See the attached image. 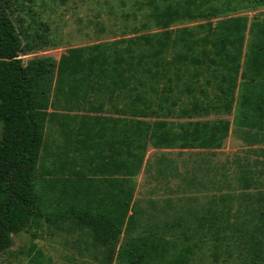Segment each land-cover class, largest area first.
<instances>
[{
	"label": "rangeland",
	"instance_id": "1",
	"mask_svg": "<svg viewBox=\"0 0 264 264\" xmlns=\"http://www.w3.org/2000/svg\"><path fill=\"white\" fill-rule=\"evenodd\" d=\"M6 3L21 41L24 64L38 58L59 62L71 49L102 44L106 51L123 57L161 46L159 58L172 62L186 54L189 61H198L188 68L179 67L176 61L164 71L151 65L156 57L147 58L145 68L123 65L124 77L131 78L126 95L115 89L112 96L89 92L88 98L76 99L65 94L68 86L59 81L60 70L52 77L34 78L35 110L43 123L37 177L75 180L71 176L80 171L86 177L75 181L97 185L104 178H122L125 164L131 161V167H136L143 152L141 166L130 178L134 195L119 244L156 235L174 241L171 253L192 246L186 264H264V132L257 141L245 137L244 130L250 126L242 121L240 107L243 53L250 24L254 19L264 20V0ZM232 18L246 21L240 48L229 45ZM225 36L228 50L214 44L216 38ZM237 51H241L238 59ZM232 79L236 87L231 97ZM162 95L166 99L159 100ZM129 103L127 114H120L118 110ZM157 120L174 125L226 120L230 129L220 148L162 150L151 146L145 136ZM127 125L133 126L129 130ZM122 137L139 146L130 161ZM100 190L105 191L103 184ZM158 207L171 226L155 229V234H129L135 209ZM211 208L217 218L211 216ZM35 220L12 234L10 247L0 254V264H99L101 249L86 239L85 232L77 234L68 224L55 229L43 218ZM210 220L216 228H206ZM256 236L259 245L252 243Z\"/></svg>",
	"mask_w": 264,
	"mask_h": 264
},
{
	"label": "trees",
	"instance_id": "2",
	"mask_svg": "<svg viewBox=\"0 0 264 264\" xmlns=\"http://www.w3.org/2000/svg\"><path fill=\"white\" fill-rule=\"evenodd\" d=\"M230 23L233 38L229 45L240 48L244 41L246 21L244 18H232ZM226 37L216 38L214 44L225 49L229 41ZM105 47L102 44L71 49L61 55L59 62L51 58H38L24 64L20 58L21 41L7 13L6 0H0V254L10 247L12 234L19 233L32 221L36 222L37 217L43 218L55 229H65L68 224V228L77 234L85 232L86 239L101 249L99 264H186L192 255L193 248L188 245L177 253H171L169 250L174 247V241L156 235L125 239L119 244L134 195V183L130 178L139 170L143 156L141 152L136 167H131L133 163L130 157H136L134 153L138 152L139 146H133L129 139L122 137L129 157L127 161H130L125 164L126 173L122 178H104V181L94 185L75 181L86 177L80 171L71 176L75 180L56 178L46 181L37 177L43 123L35 110L32 89L34 78L52 77L53 73L60 70L62 77L59 81L69 87H66L65 94L72 98L76 96V99L79 96L88 98L89 92L112 96L115 89L118 93L124 90L122 93L126 95V86L131 78L127 76L128 80L124 77L123 65L131 69L145 68L148 66L146 59L156 57L151 65L164 71L176 61L182 68L198 62L189 61L186 54L172 62L159 58L158 55L163 51L161 46L140 52L139 55L128 52L127 57L106 51ZM237 52L239 54L235 58L238 59L241 51ZM243 55L245 60L240 74L243 79L241 119L250 126L244 130L245 137L257 141L260 132H264L263 19H254L250 24L247 48ZM235 83L236 79H232L231 97ZM153 91L154 94L158 93ZM162 99L166 97L159 96V100ZM131 106V103L123 105L124 109L118 112L127 114ZM211 124L192 121L174 125L157 120L145 131V136L147 142L158 149L220 148L229 133L230 123L217 120ZM132 126L127 125L129 130ZM102 184L105 191L100 190ZM252 243L259 245L257 236Z\"/></svg>",
	"mask_w": 264,
	"mask_h": 264
},
{
	"label": "crops",
	"instance_id": "3",
	"mask_svg": "<svg viewBox=\"0 0 264 264\" xmlns=\"http://www.w3.org/2000/svg\"><path fill=\"white\" fill-rule=\"evenodd\" d=\"M181 149V148H179ZM165 150V149H162ZM152 202V201H151ZM135 209V208H134ZM133 209V210H134ZM137 210L135 209L132 214L135 215V218L133 221L130 222L129 226L127 227V231L130 233H136L137 231L141 232L144 231V234L150 233L155 234V229L158 228H167L171 226V223L165 221L167 218L166 214L162 213V208H153L152 210ZM211 208L210 214L214 218H217V212L215 209ZM135 212V213H134ZM131 213V211H130ZM212 217V218H213ZM202 224V223H201ZM206 228H216V224H214L213 220H210V222L205 223Z\"/></svg>",
	"mask_w": 264,
	"mask_h": 264
}]
</instances>
